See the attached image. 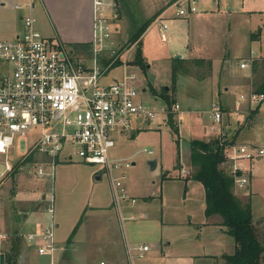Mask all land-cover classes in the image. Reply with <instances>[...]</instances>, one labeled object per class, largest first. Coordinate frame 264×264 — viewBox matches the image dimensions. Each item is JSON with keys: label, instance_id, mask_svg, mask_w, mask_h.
Segmentation results:
<instances>
[{"label": "crops", "instance_id": "obj_1", "mask_svg": "<svg viewBox=\"0 0 264 264\" xmlns=\"http://www.w3.org/2000/svg\"><path fill=\"white\" fill-rule=\"evenodd\" d=\"M113 1L115 5L113 4V7L109 9V13L112 14V25L117 17L116 4H119V9L124 14L128 12V9H132L131 4H135V9L141 12L138 17L146 20L155 16L153 22L142 34L141 42L152 30L155 22L161 21L167 25L165 39H162L160 34L162 41H166L170 34V38L174 42L183 38V45L186 46V50L190 49L189 52H184L174 48L166 54V58L180 53L185 59L203 58L206 61L210 60L213 72L216 70L217 64L221 63L220 56L214 57L208 52V48L205 50L208 46L199 41L201 36L197 35L200 45L193 42L191 29L189 27L184 28L183 24L189 26L191 22L212 20L216 30L219 31L216 34L219 45L225 47L226 39L233 36L230 22L227 21L233 15L232 13H237L235 14L237 15L236 18L243 19L256 15L264 16V0H240L237 3L239 10L236 11L226 9L223 11L220 6H217V9L207 7L202 10L198 6L197 0L196 10L189 11L186 15L177 14L174 2L178 1L177 4L185 6L190 0H174V2H172L173 0H153L154 11L149 15L144 12L147 4L144 0ZM201 1L205 5L208 0ZM28 3L29 0H0V35L12 38L21 31L22 17L29 10L27 8ZM172 8L175 9L172 10ZM32 14L36 18V26L44 36L54 37L79 53H88L89 48L88 46L85 48V46L91 43L93 37V0H34ZM156 19L158 21H155ZM138 25L137 23L136 26ZM258 26L259 29L261 28L260 32L250 30L246 34L244 33L250 38V41L258 42L260 40L264 31V22L261 21ZM136 28L134 27V29ZM170 28L171 30H169ZM199 49H202L204 53L192 54ZM263 54L264 52H261L260 49V54L256 56H249L251 55L250 52L237 58H260ZM230 56L232 55L230 54L223 59L221 74L234 80L223 86V93H246L251 90L252 73L250 65L242 68L238 59V62L234 63ZM132 61L130 64L133 66L135 63ZM7 69H9L8 65L5 71ZM115 77L118 76L111 78ZM141 89L142 93L146 92L142 86ZM237 102L235 100L230 104L228 103L230 105L228 109H222L223 117L226 115L227 124L225 123L224 126L221 121L219 125L224 131H218L220 133L215 129L217 125L213 119L208 123V126L206 125L203 115L199 112L203 109L194 105L193 102L187 103L186 107L184 105L178 110V132L180 133L179 128L182 120H187L190 126L199 128V131L192 129L194 133H189V141L192 137L209 138L219 135L230 137L229 135L233 130V126L228 125L231 123L230 112L238 114L236 124H239L241 129L242 124H244L245 117L241 109L248 102L246 99H239ZM261 109H264V105L259 107L258 114ZM137 126L130 134H126L127 137L132 135L134 137L141 132L148 139L153 137L151 142L147 141V144H144L153 152L151 155L142 157V162L138 165L133 159L132 164L128 167L124 183L127 186L129 198H126V202L122 203L121 209L113 204L112 187L107 173L99 171L96 166L77 158L67 160L66 155L61 154L56 157L53 175L49 173L51 169L48 165L45 167V171L48 173L40 174V176L48 175L53 178L51 181L52 190L56 186L59 188L57 206L54 205V196H47V192H43V189L21 188L20 186L24 185L21 177L17 181V190H14L10 196L6 197L4 187L0 189V253L5 257V252L14 249L17 253L16 264H51L52 262L54 264H101V261H104L105 264H131L127 244L134 246L143 243L149 245V250L145 251L141 258L135 255L133 264H171L175 259H181L182 256L201 257L208 261V264H216L218 259L222 262V254H224L222 252V235L227 236L228 234L223 231L222 219L218 214H211L208 217L205 215V189L199 180L190 178L192 170L190 150L184 146L186 150V157L184 158L181 150V133L178 139L180 153L178 167L180 168L179 171L175 172L176 168H173L175 165L165 160L167 157L166 154L163 155L162 151L161 144L167 141V138L162 137L165 130L143 129L145 124L141 122ZM243 133L244 131L240 130L234 143L247 142L262 147L261 144L256 143V139L254 140L249 136L243 137ZM31 141L29 140V142ZM175 146L177 148L176 141ZM24 151L25 148L23 151H18L17 158L29 155V153L23 155ZM138 152V149H134L128 152L126 156L133 158ZM31 153L33 154L32 162L35 165L40 161H46L48 158L40 152ZM121 156L122 158L125 157L123 154ZM0 157H4V161L7 159L2 153ZM17 158L12 162L8 160L11 169L3 175L0 180L1 184L6 181L3 180L5 177L12 172L15 173L13 169L19 163L14 165L13 162ZM150 158L156 160L155 169H150L146 163ZM241 164L247 168L245 172L248 174L249 181L245 189L235 186L234 191L242 201L251 200V195L257 193L256 191L262 183L257 176L253 175L251 163L242 162ZM2 170H4V166ZM146 170L152 172V175L145 176ZM30 184L33 182L26 181V185L29 186ZM38 191L41 193L39 194ZM49 208L53 209L52 212L48 210ZM9 209L10 213H8ZM254 218L260 220V229L264 231V216L259 214ZM50 226L53 227V238L56 245V250L52 256L38 252L40 241L37 238H27L28 234L38 233ZM181 240H186L194 247L185 249L186 244L180 242ZM226 241V247L231 243V250L233 251L234 242L229 240L228 243V239ZM100 252H103L104 255L96 257Z\"/></svg>", "mask_w": 264, "mask_h": 264}, {"label": "built area", "instance_id": "obj_2", "mask_svg": "<svg viewBox=\"0 0 264 264\" xmlns=\"http://www.w3.org/2000/svg\"><path fill=\"white\" fill-rule=\"evenodd\" d=\"M33 2L29 0L21 31L12 38L0 35V61L9 65L0 75V154L8 157L9 151L24 138L23 155L40 152L48 157L36 165L39 175L48 173L46 165L53 175L56 157L61 154H65L67 160L77 158L95 164L97 170L108 174L113 204L121 209L122 201L129 198L124 182L126 168L132 161L115 157L111 152L116 136L128 134L140 122L145 126L154 123L159 113H166V108H155L141 98V85L130 64L131 48L112 40L109 9L113 7V0H93V37L86 54L54 37L44 36L32 14ZM177 3L174 2L178 15H186L197 7V0H190L185 6ZM158 25L161 38L165 39L167 25L161 21ZM252 58L243 59L240 66H249ZM116 60L119 64L115 67H122L121 76L100 82ZM239 96L251 106L264 103V92L249 90ZM179 108L176 102L172 110ZM210 112L216 123L222 121L223 112L218 103L211 105ZM33 130L31 137H37L29 142L28 133ZM225 149L233 182L242 188L249 181L242 160L261 157L264 147L244 142L228 144ZM143 150L153 152L145 147ZM10 169L11 164L5 159L0 180ZM34 237L40 241L38 252L52 256L56 250L53 227L27 236L28 239ZM147 250V244H127L131 264L134 257H143Z\"/></svg>", "mask_w": 264, "mask_h": 264}, {"label": "rangeland", "instance_id": "obj_3", "mask_svg": "<svg viewBox=\"0 0 264 264\" xmlns=\"http://www.w3.org/2000/svg\"><path fill=\"white\" fill-rule=\"evenodd\" d=\"M147 2L145 5V11L149 15L151 12L154 11V3L153 0H144ZM37 2V1H36ZM174 2V0L172 1ZM171 2V3H172ZM240 0H218V1H213V0H208L205 5L202 4L201 0H198V6L204 10L207 7L217 9V6H220L221 10L224 11L226 10H239L237 3H239ZM185 4V3H184ZM115 5V4H114ZM132 9H128V12L124 14V12H121L119 9V4H116V13L117 17L113 21L112 25V40L114 43L119 44L121 46H125L130 49V62L133 60V56L135 53L136 45L129 44V39L132 33L135 31L134 27H137V23L140 24L139 22H142L141 20H144L142 17H138L141 15V12L135 9V4L130 5ZM118 7V11H117ZM28 8V7H27ZM35 8V7H34ZM175 8H172V10ZM171 10V11H172ZM29 11V10H27ZM129 11L133 12L130 13ZM231 17L227 19L228 22H230V27L233 33L232 37H229V39H226L227 41V46H221L219 45L220 43L217 40L216 34L219 32L216 30V27L214 25V22L212 20H207V21H201L197 23L191 22L188 25L183 24L184 28H190L191 29V37L193 36V42H196L197 44H201L198 42V36H201L199 38L200 42L205 43L208 47L205 48V50L208 48V52L214 56H220L221 63L217 64L216 70L213 72L212 68H209L208 65L205 64H195L192 62L193 58H188L185 59L186 62L185 66L187 67L186 73L183 72H176L175 75H172V60L173 57H167L166 54L171 52L174 48L184 51V52H189L190 49L186 50V46L183 45V38L181 39H175L177 40L174 42L172 38L169 37L166 41H162L160 38V29L159 27V22H155V25L151 28L152 30L149 31V33L144 37L142 42H140V48H141V54L148 64L146 69L144 70L140 67V64H133L131 68L133 71L137 74V82L140 83L142 88L146 89L145 93L141 94V98L144 99L145 101H148L152 106L155 108H160V107H165L166 108V113L158 114V118L155 120L154 123H151L148 126L143 127V129H149V130H161L164 129L165 132H163L162 137L167 138V141L165 143L161 144L162 145V151L163 155L166 154L165 160L171 164H174L175 166L173 167L176 171H179L178 165H177V151L176 146H175V141L180 138V133H181V150H182V156L184 158L186 157V150L184 146H187L189 148V133L193 132L192 129L198 130L199 128L195 126H190V123L187 122V120H182V123H180V133H173L171 130V126L168 123V113L170 112L174 118H175V123L178 124L179 121V115H178V110H172L174 103H179L180 107H186V104L192 103L194 105H198L200 109L199 110L200 114L203 115V118L205 119V123L208 126V123L211 122L213 119L211 116L210 108L213 103H218L220 105L221 110H226L230 106L229 104L234 102L236 100L239 101L240 99V94L237 93H223V86L226 84L231 83L234 79L228 77H224L223 74H221V65L224 64L223 59L230 54L232 59V62H240L242 59L237 58L242 56L243 54H249L251 52V55L249 56H256L260 54V49L261 52H264V31L261 34L260 40L258 42L250 41V38H248L245 34L249 32L250 30H259L261 31V28L259 29V24L261 21L264 22V16L260 17L258 15L252 16L250 18H236L235 14L237 13H232ZM230 15V14H229ZM226 21V22H227ZM227 22V23H228ZM214 26V27H213ZM258 28V29H257ZM171 30V28L169 29ZM220 32H222L220 30ZM245 33V34H244ZM179 42V43H178ZM219 45V46H218ZM202 49H199L196 52H193L192 54H202ZM176 54V53H175ZM178 58H182L178 57ZM249 58V57H248ZM238 59V61H237ZM7 63L0 61V74L5 71L7 67ZM9 67V65H8ZM109 73V74H108ZM104 78L100 79V82L108 81L112 76H121L122 73V67H116L110 70ZM164 86H167V89H164ZM218 91V92H217ZM222 92V93H220ZM220 93V94H219ZM199 98V100H198ZM156 99V102H155ZM242 100V99H241ZM154 102V103H153ZM159 103H162L159 105ZM229 103V104H228ZM238 104V102H237ZM245 106L241 109L242 112L244 113V124H242V129L241 126L237 123L238 120V114L235 112H230V122L228 125L233 126V130L231 134L229 135L230 137L232 134H234L236 128L240 130H243V137L244 136H249L252 137L254 140L256 139L257 144H261L264 146V109H261L259 114L256 112L255 114L252 113L253 107L256 106L250 105V103H245ZM260 105H264V103H261ZM261 107V106H260ZM188 108V105H187ZM222 110V112H223ZM162 116V117H161ZM221 123V122H220ZM220 123H215V129L218 131H224V129L219 125ZM225 123L227 124L226 121V115L223 117L222 124L225 126ZM178 130V129H177ZM35 130L31 131L29 134V140L31 141L32 139H36V135L33 137V133ZM171 133V134H170ZM194 133V132H193ZM199 133V132H198ZM220 133V132H218ZM227 133V132H226ZM130 134V131L128 132ZM172 136V137H171ZM143 137V138H142ZM153 137H150L149 139L145 137V134L142 132L139 134H136V136L133 137L129 136L127 137L126 134H118L116 136V143L115 146L112 148V153L115 157H121L122 154L125 157H128L130 161H133V159L136 160V164L138 165L140 162H142V157L146 155H151L147 151H144L143 148L146 146L144 144H147V141H150ZM174 138V140H173ZM151 142V141H150ZM17 147H13L7 155H9V159L12 162V160H15L18 157L17 152L18 151H23L25 148V139L20 138V140L16 143ZM175 146V147H174ZM147 147V146H146ZM145 147V148H146ZM134 149H138V154L135 155L133 158H129L128 152L133 151ZM121 154V155H120ZM188 155V154H187ZM183 161V160H182ZM242 162L246 164H250L252 166V173L254 176L258 177V180L260 183V187H258L257 193H253L251 195V200H252V212H253V217L256 215H263L264 216V154H262L261 157L253 159L250 163L248 160H242ZM14 165L18 164L14 172L5 177L3 180H6L5 182L3 181L0 189L4 187L6 197L10 196V194L14 191L17 190V181L19 180V177H21V181L24 183L23 186H20L21 188H28V189H43V192H47V196L51 195L54 196V205L57 203V199L59 197V188L54 187V190L51 188V181L52 177L48 175L40 176L37 171H36V165L32 161L26 160L25 156H19L15 162H13ZM91 165H95L90 163ZM177 165V166H176ZM4 166V157H0V172L2 171ZM140 169L141 168H138ZM12 170V171H13ZM16 170V171H15ZM128 170V167L126 168V172ZM173 171V170H171ZM141 172V171H139ZM174 172V171H173ZM192 172V170H191ZM145 176H151L152 172L147 171L144 174ZM41 177V178H40ZM19 181V182H21ZM26 181H32L33 184H30L29 186L26 185ZM244 189L246 188V185L243 187ZM243 189V190H244ZM39 194L41 193L38 191ZM44 194V193H43ZM126 202V199L122 201V203ZM10 213V209L8 211ZM14 213V212H13ZM12 213V214H13ZM18 217V216H17ZM20 218V217H19ZM257 227L260 233V236H262V230L260 229V220L257 219ZM3 230V229H2ZM190 231L192 229H189ZM228 243L231 240L234 242L233 238L229 235L225 236L222 235V252L223 253H230L231 246L232 244L229 243V245L226 247L227 241ZM10 241H12L10 239ZM13 242V241H12ZM180 242H184L186 244L185 249L187 248H193L194 246L190 245L186 240H181ZM235 245V244H234ZM227 248V249H226ZM13 253V252H11ZM98 255H104L103 252H100L97 254ZM142 261V259H141ZM216 264H224V259L216 260ZM221 262V263H220ZM171 264H208V261L203 260L201 257H190V256H182L181 259H178L173 261Z\"/></svg>", "mask_w": 264, "mask_h": 264}, {"label": "trees", "instance_id": "obj_4", "mask_svg": "<svg viewBox=\"0 0 264 264\" xmlns=\"http://www.w3.org/2000/svg\"><path fill=\"white\" fill-rule=\"evenodd\" d=\"M154 17L144 20L132 33L129 44H135L133 63L140 64L144 70L148 66L141 54V36L146 28L153 22ZM259 32V30H258ZM90 45V44H89ZM89 45H86L85 48ZM186 60L173 57L172 75L176 72L186 73ZM192 62L207 64L211 68L210 60L193 58ZM119 60L112 63L111 68L117 66ZM251 68V90L264 92V54L260 58L253 57ZM165 89V87H164ZM261 105L253 107L252 113H256ZM168 123L173 133H178V127L174 116L168 113ZM239 129L236 128L231 137L210 136L209 138L192 137L189 141L190 165L192 172L190 178L197 179L205 189V215L218 214L224 227L223 231L234 238V249L230 253L222 254L224 264H264V231L260 236L257 219L253 217L251 200L242 201L234 191L235 183L228 162L226 160V146L235 142ZM178 150V140H176ZM179 150L177 151V165L179 166ZM26 160L33 161V154L25 156ZM176 165V166H177ZM12 250V249H11ZM13 252V253H11ZM16 251L5 252V264H16Z\"/></svg>", "mask_w": 264, "mask_h": 264}, {"label": "water", "instance_id": "obj_5", "mask_svg": "<svg viewBox=\"0 0 264 264\" xmlns=\"http://www.w3.org/2000/svg\"><path fill=\"white\" fill-rule=\"evenodd\" d=\"M175 56L181 57V54L177 53ZM164 87L165 89H167V86H164ZM146 163L149 165L150 169H155L154 167L156 166V160L154 158L148 159ZM0 264H5L4 255L2 253H0Z\"/></svg>", "mask_w": 264, "mask_h": 264}]
</instances>
